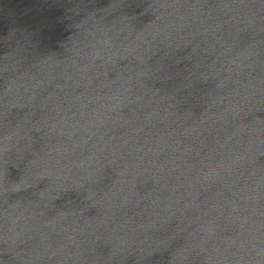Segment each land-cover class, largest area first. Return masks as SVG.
<instances>
[{
	"label": "water",
	"instance_id": "95a60500",
	"mask_svg": "<svg viewBox=\"0 0 264 264\" xmlns=\"http://www.w3.org/2000/svg\"><path fill=\"white\" fill-rule=\"evenodd\" d=\"M0 264H264V0H0Z\"/></svg>",
	"mask_w": 264,
	"mask_h": 264
}]
</instances>
